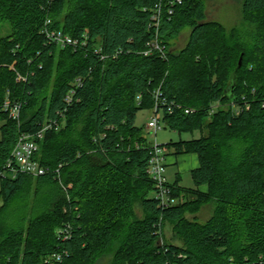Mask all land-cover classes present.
Returning <instances> with one entry per match:
<instances>
[{"label": "trees", "instance_id": "1", "mask_svg": "<svg viewBox=\"0 0 264 264\" xmlns=\"http://www.w3.org/2000/svg\"><path fill=\"white\" fill-rule=\"evenodd\" d=\"M165 1L0 0V27L10 28L0 38V264H46L54 253L57 264L107 255L112 264H264V0L243 2L249 31L207 21L205 0H182L171 17ZM160 3L166 58L146 54ZM48 20L79 44L49 42ZM186 28L187 45L173 51ZM158 89L181 107L164 113L165 127L201 133L164 145L200 164L194 188L170 184L174 197L187 198L167 210L151 197L152 142L136 125ZM8 100L21 106L18 121L3 110ZM216 102L223 107L210 115ZM50 124L60 128L44 132L35 157L50 173L4 178L20 134ZM208 206L213 215L200 223ZM167 224L177 244L159 242ZM67 225L72 237L63 240L57 232Z\"/></svg>", "mask_w": 264, "mask_h": 264}, {"label": "built area", "instance_id": "2", "mask_svg": "<svg viewBox=\"0 0 264 264\" xmlns=\"http://www.w3.org/2000/svg\"><path fill=\"white\" fill-rule=\"evenodd\" d=\"M166 2L167 15L171 17L174 14L175 7L182 4V0H168ZM151 24L150 27L155 30V38L153 41L147 44L148 51L146 54H152L155 51L161 53L163 58H166L165 47H163L159 42V30L163 22V6L162 3L157 4L155 9L152 10ZM51 20L46 22L43 34L47 37L49 42L54 43L60 47L65 46H77L79 44L78 40H75L68 35L63 34L61 31H55L50 29ZM117 54L114 55V58ZM74 88L69 92L66 101L68 104L73 102L77 94V89L81 87V80L77 79L74 83ZM140 96L138 99L140 100ZM154 107L152 109V115L146 123V129L149 134H154L165 127L162 122L164 113L173 114L174 110L180 106H176L175 103L169 102L161 92L160 89L156 90L153 94ZM246 107L248 106L247 103ZM223 107L220 102H216L212 105L210 115L214 114L219 108ZM233 112L235 115H239L241 108L236 103H231ZM248 108V107H247ZM5 112L9 113V116L13 120L20 119L21 106L18 103H11L9 100L4 104ZM194 110H185V114H192ZM55 128L56 131L59 130L57 124H50L44 126L42 131L38 133H21L15 147L13 148L6 164L4 166V173L2 176L16 178L19 175H27L32 177H42L50 173V170L36 160V154L39 152L40 144L39 140L42 139L43 134L46 130ZM168 155V149L164 145H158L156 142L151 143V157L148 165V175L154 185L153 198L159 203V206L163 210H167L171 207L178 205L179 199L173 196V188L171 187L167 177H166V159ZM58 237L63 240L71 239L72 228L70 225L65 226L58 230ZM179 257H182L180 255ZM62 255L59 253H54L46 258V264H57L61 262Z\"/></svg>", "mask_w": 264, "mask_h": 264}, {"label": "rangeland", "instance_id": "3", "mask_svg": "<svg viewBox=\"0 0 264 264\" xmlns=\"http://www.w3.org/2000/svg\"><path fill=\"white\" fill-rule=\"evenodd\" d=\"M244 0H205L206 7V20L207 21H215L221 23L227 30H231L233 28H246L243 27V16H242V7ZM249 31V30H248ZM191 33L190 28H186L178 39L174 40L172 43L173 51H180L183 49L187 43ZM10 34V28L7 25L0 27V38L5 37ZM226 107V106H224ZM227 108V107H226ZM152 111H141L138 113L136 125L137 126H146L147 120L151 117ZM1 126V124H0ZM149 133V132H148ZM206 131L204 135H206ZM201 137V133L199 131L194 132V134H179L177 131L170 129L169 127H164L162 130L158 131L156 135L148 134V140L150 142H156L158 145H166L168 143H176L181 140L188 141L193 139H198ZM1 139V133H0ZM173 156V155H172ZM180 158V157H178ZM193 166V165H192ZM181 166L179 164L171 165L167 167L166 177L169 180L170 184H173L175 177L180 174L182 176V181L180 185L185 189H191L194 187L193 179L191 177L190 172L181 171ZM153 194H151V197ZM187 198V197H185ZM184 196L179 199L178 204H182L186 202ZM184 199V200H183ZM1 203V202H0ZM136 213L139 218H142L143 211L140 207H136ZM213 215V207L208 206L203 208L197 215V220L200 223H206L211 216ZM191 219L192 216H189ZM159 242L163 243H174L177 244V240L174 236L173 226L172 224H167L164 228V232L160 235ZM96 264H112V256L107 255L100 259Z\"/></svg>", "mask_w": 264, "mask_h": 264}, {"label": "crops", "instance_id": "4", "mask_svg": "<svg viewBox=\"0 0 264 264\" xmlns=\"http://www.w3.org/2000/svg\"><path fill=\"white\" fill-rule=\"evenodd\" d=\"M148 121V120H147ZM173 155V156H172ZM180 157V158H178ZM175 165V164H179L182 168H181V171H188L191 172L195 169H197L199 167V157L197 154H183V155H174L172 154V152L169 150L168 152V156H167V159H166V165L167 167L171 166V165ZM193 165V166H192ZM167 167H166V170H167ZM167 172V171H166ZM180 182L182 181V176L180 174H178L176 177H175V180L173 181L174 183L179 181ZM169 181V180H168ZM179 186L181 188H183L180 184ZM194 188V187H193ZM201 191L203 192H206L207 191V188L205 187H201L200 188Z\"/></svg>", "mask_w": 264, "mask_h": 264}, {"label": "water", "instance_id": "5", "mask_svg": "<svg viewBox=\"0 0 264 264\" xmlns=\"http://www.w3.org/2000/svg\"><path fill=\"white\" fill-rule=\"evenodd\" d=\"M241 64H242V57L240 58L239 66H241Z\"/></svg>", "mask_w": 264, "mask_h": 264}]
</instances>
